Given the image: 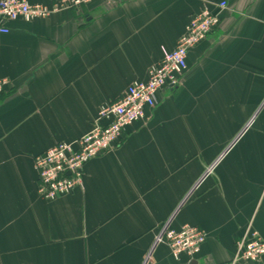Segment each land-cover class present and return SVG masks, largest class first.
Returning <instances> with one entry per match:
<instances>
[{"label":"crops","instance_id":"0c3cea01","mask_svg":"<svg viewBox=\"0 0 264 264\" xmlns=\"http://www.w3.org/2000/svg\"><path fill=\"white\" fill-rule=\"evenodd\" d=\"M205 9L221 23L181 86L86 165L82 187L40 198L36 156L87 135ZM4 27L0 264H264L235 262L249 228L264 240V0H98ZM168 223L206 233L199 256L156 244Z\"/></svg>","mask_w":264,"mask_h":264},{"label":"built area","instance_id":"2783aa9c","mask_svg":"<svg viewBox=\"0 0 264 264\" xmlns=\"http://www.w3.org/2000/svg\"><path fill=\"white\" fill-rule=\"evenodd\" d=\"M98 0H58L51 7L33 5L27 0H0V32L9 33L4 27L7 22H33L48 19L63 10H80ZM220 10L227 3L220 4ZM221 18L209 9L199 13L186 28L178 46L173 51L163 49L160 64L150 70L147 82L134 81L127 92L117 101L104 105L94 122L92 130L73 142H61L43 154L36 156L38 173V195L47 202H53L70 195L82 187L86 165L92 160L118 148L124 131L147 117L148 111L157 106L158 95L181 86L188 70L187 58L191 50L204 42L220 26ZM9 82L0 78V95ZM206 233L191 225L174 230L168 223L162 230L156 244L164 242L173 256L186 255L191 260L200 255L206 243ZM264 258V240L249 228L237 243L235 262L259 263Z\"/></svg>","mask_w":264,"mask_h":264}]
</instances>
